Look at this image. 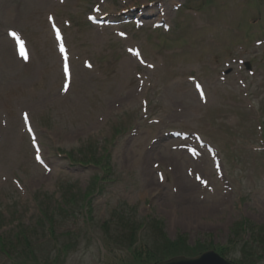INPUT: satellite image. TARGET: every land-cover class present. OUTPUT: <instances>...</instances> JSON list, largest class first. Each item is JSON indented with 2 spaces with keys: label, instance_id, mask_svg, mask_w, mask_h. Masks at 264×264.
Segmentation results:
<instances>
[{
  "label": "rangeland",
  "instance_id": "rangeland-1",
  "mask_svg": "<svg viewBox=\"0 0 264 264\" xmlns=\"http://www.w3.org/2000/svg\"><path fill=\"white\" fill-rule=\"evenodd\" d=\"M95 9L141 22L94 26ZM53 23L69 47L70 84ZM14 27L28 38L26 63ZM177 130L199 133L215 157L193 159ZM71 190L93 193L91 212L81 199L76 212L60 210ZM149 217L201 246L264 234V0H0V237L21 239L0 247V264L23 260L25 236L39 257L56 249L60 264H96L103 230L115 236Z\"/></svg>",
  "mask_w": 264,
  "mask_h": 264
},
{
  "label": "water",
  "instance_id": "water-1",
  "mask_svg": "<svg viewBox=\"0 0 264 264\" xmlns=\"http://www.w3.org/2000/svg\"><path fill=\"white\" fill-rule=\"evenodd\" d=\"M160 264H229L214 252H208L200 257L189 259L185 257H175Z\"/></svg>",
  "mask_w": 264,
  "mask_h": 264
},
{
  "label": "trees",
  "instance_id": "trees-1",
  "mask_svg": "<svg viewBox=\"0 0 264 264\" xmlns=\"http://www.w3.org/2000/svg\"><path fill=\"white\" fill-rule=\"evenodd\" d=\"M170 245H171V247H173V246L176 245V243L175 242H172V243H170Z\"/></svg>",
  "mask_w": 264,
  "mask_h": 264
},
{
  "label": "snow or ice",
  "instance_id": "snow-or-ice-1",
  "mask_svg": "<svg viewBox=\"0 0 264 264\" xmlns=\"http://www.w3.org/2000/svg\"><path fill=\"white\" fill-rule=\"evenodd\" d=\"M13 36H15L16 34L15 33H12ZM63 50V49H62Z\"/></svg>",
  "mask_w": 264,
  "mask_h": 264
}]
</instances>
